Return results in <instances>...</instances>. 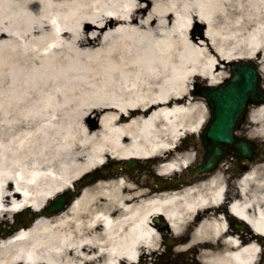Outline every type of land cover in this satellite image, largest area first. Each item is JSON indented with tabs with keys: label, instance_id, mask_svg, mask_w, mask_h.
I'll use <instances>...</instances> for the list:
<instances>
[{
	"label": "bare ground",
	"instance_id": "bare-ground-1",
	"mask_svg": "<svg viewBox=\"0 0 264 264\" xmlns=\"http://www.w3.org/2000/svg\"><path fill=\"white\" fill-rule=\"evenodd\" d=\"M256 58L264 86V0H0V219L27 218L111 160L183 172L194 155L180 141L209 115L193 82ZM249 117V135H264V104ZM111 168L63 212L0 238V264H136L159 247L156 216L202 264L259 263V242L222 213L224 167L191 185ZM236 183L230 212L264 235V162Z\"/></svg>",
	"mask_w": 264,
	"mask_h": 264
},
{
	"label": "water",
	"instance_id": "water-1",
	"mask_svg": "<svg viewBox=\"0 0 264 264\" xmlns=\"http://www.w3.org/2000/svg\"><path fill=\"white\" fill-rule=\"evenodd\" d=\"M232 78L218 87L202 92L211 109V119L201 133L200 139L205 151L203 163L190 168V175L215 170L219 163L235 150L238 158L250 156L255 142L235 134L243 123L250 104L264 102V89L257 64L252 61L236 62L231 67ZM131 168L134 163H130ZM90 181L89 178H85ZM74 194L58 195L49 207L50 213L59 212L69 204ZM155 221L161 224L162 219Z\"/></svg>",
	"mask_w": 264,
	"mask_h": 264
},
{
	"label": "rangeland",
	"instance_id": "rangeland-1",
	"mask_svg": "<svg viewBox=\"0 0 264 264\" xmlns=\"http://www.w3.org/2000/svg\"><path fill=\"white\" fill-rule=\"evenodd\" d=\"M190 33L191 35L195 36L197 38V41L201 42L202 38H204L205 36V27L202 23H193L191 28H190ZM223 65L220 64L219 65V72H223V75L225 76V78H227L228 76H230V63L226 62V63H223L221 62ZM224 78V79H225ZM223 79V81H224ZM198 83H201L202 84H206L207 83V80L203 79V78H197L195 79L194 83L192 84V89L195 91V94L197 96H200L198 92H196V90H198ZM197 85V86H195ZM202 102H204L206 105V100L202 97ZM210 112V111H209ZM210 117V113L208 115V118ZM246 130H249L251 132L252 131V124L249 122V126L248 128H246ZM259 137H261V135H258ZM190 138H192V140H189L187 137H185L182 141H180V144L182 145V148L184 149H192V152H193V155H194V160L197 158V156H201L203 151L201 149V146H200V142H199V137L198 135L195 136V138L189 136ZM185 142V143H184ZM139 162L141 163H145L146 160H139ZM119 164V168L120 170H124L123 169V166L125 165L124 162H117ZM107 165H111V163H107ZM151 165V168L150 170H147L146 168H143V171L142 173L140 174L139 173V166L138 168L134 171L135 173V180L137 182H139L140 180L142 179H147L148 178V174H152L154 173L156 167L153 166V164H150ZM145 169V170H144ZM113 170V169H112ZM125 171V170H124ZM113 175V174H111ZM177 176V175H176ZM229 177V174L227 175ZM154 181V180H153ZM228 183H230L228 181ZM229 188V186H228ZM12 218V217H11ZM11 221L10 220H3V219H0V223L2 225H5L7 226L8 223H10ZM11 235V234H9ZM170 232H162L161 233V244L159 245V248L157 250H154V253L152 254H146V257L144 259V256H142V264H171L172 262H179V263H182L184 262V260L187 259V256L190 258H197L198 259V256L200 255L201 251H200V248L199 247H192L190 248L187 244H185V247L183 249H176V250H171V251H168V244L167 243V240L170 239ZM178 241H182V238H178ZM184 241H188V239H185L184 238ZM178 243V242H177ZM166 252V253H165ZM163 254V255H159V254ZM179 253H181V256L180 257H177V258H174V259H170L167 255L170 254L171 256H174V255H178ZM145 261V263H143ZM189 263V262H188Z\"/></svg>",
	"mask_w": 264,
	"mask_h": 264
},
{
	"label": "flooded vegetation",
	"instance_id": "flooded-vegetation-1",
	"mask_svg": "<svg viewBox=\"0 0 264 264\" xmlns=\"http://www.w3.org/2000/svg\"><path fill=\"white\" fill-rule=\"evenodd\" d=\"M264 157V150L259 149L255 152L253 159H244L234 165V171L237 176H240L243 170H248L255 162L256 159H262Z\"/></svg>",
	"mask_w": 264,
	"mask_h": 264
}]
</instances>
